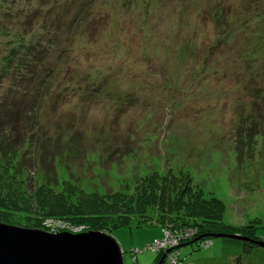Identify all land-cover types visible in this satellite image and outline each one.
<instances>
[{
  "label": "rangeland",
  "instance_id": "obj_1",
  "mask_svg": "<svg viewBox=\"0 0 264 264\" xmlns=\"http://www.w3.org/2000/svg\"><path fill=\"white\" fill-rule=\"evenodd\" d=\"M213 1L98 0L109 10L105 21L92 11L83 35L61 31L51 39L45 21L54 22L57 15L64 18L52 4L38 0L46 6L38 9L37 0H0V97H39L35 83H20L24 67L19 60L24 58V47L34 41L41 43V48L32 49L37 51L32 60L39 68L57 61L54 66L64 70L68 56L59 54L67 42L72 44L70 58H77L93 82L73 83L69 73L67 79L65 71L59 76L60 71L52 68L53 79L58 76L44 93L53 92L48 98L41 96L37 113L31 115L39 114L43 124L29 130L41 132L50 142L21 145L17 162L22 161L23 170L16 180L22 199L16 206L0 205V222L52 234H80L95 231L90 223L108 219V234L119 243L124 264H159L164 256L162 264H171L179 251L178 264H236L242 243L248 242L236 231L245 226L259 235L249 242H264V118L260 124L240 119L245 101L250 100L243 94L251 85L264 86V50L251 38V24H258L257 18L248 22L244 9L253 6L251 0L225 2L222 9L224 14L227 10L228 21L215 12L207 16ZM100 80L106 83H95ZM166 83L170 92H165ZM97 85L109 95L104 100L100 97L106 95L91 92ZM57 89H62V96ZM250 111L247 108L246 113ZM6 165L0 164V177L10 180L12 165ZM170 174L182 183L173 193ZM49 184L65 194L64 202L43 194L41 187ZM188 184L190 193L182 196ZM68 187L78 193H68ZM79 191L96 195L95 207L104 209L107 202V214L98 208L85 210L91 202L82 201ZM143 191L147 197L155 193L156 201L165 200L168 193L171 203L182 201L178 221L159 224V205H148L146 217H138L137 197ZM195 192H201L200 200L210 202L212 209L223 202L224 225L243 238L213 239L216 245L222 243L218 258H211L204 248L198 250L199 226L185 214L186 206L203 205L198 200L191 203ZM124 205L133 212L129 226L119 228L126 215L121 211ZM137 219L145 220L144 226L139 228ZM179 223L194 227L187 228L189 233ZM161 235L152 242L162 241L161 254L140 252ZM169 241L177 247L172 249ZM252 245L256 247L243 263L264 264V248Z\"/></svg>",
  "mask_w": 264,
  "mask_h": 264
},
{
  "label": "trees",
  "instance_id": "obj_2",
  "mask_svg": "<svg viewBox=\"0 0 264 264\" xmlns=\"http://www.w3.org/2000/svg\"><path fill=\"white\" fill-rule=\"evenodd\" d=\"M98 0H46V2H48V4H52L51 8H53L56 12H61L64 15V18L61 19L62 15H57L55 17L54 22H49V21H45V26L48 28V31L51 34V39L52 37L55 38V36H57V34H59L61 31H63L64 33L69 31L71 33H73L75 31V33L73 35L70 36H77V35H83L84 30H82L83 28L86 27V25L91 22H89L90 20L89 15L93 14L92 11H94L95 17L96 19H100L104 21L107 19L106 18V13H109V10L106 8V6H99L97 4ZM217 1V7H216V2ZM62 2H66V6L63 7L61 5ZM225 2H228V0H215L213 1V8L211 6H209V10L210 12L207 13V16H211V14H213L215 12V14H218L220 16H222L223 19H225L226 21L230 20L224 16L227 15V10H226V14L225 11H223L222 6ZM251 2L253 3L254 8L251 7H245V11H246V15H248V22L255 20V18H257V25H252L251 22V30L253 33V36L251 38L254 39V41H256V46L258 47V49L260 50H264V0H251ZM37 4H38V9L41 8H45L46 6H44L43 3L38 2L37 0ZM212 5V3H211ZM37 9V12H38ZM244 9H241V12L243 10V14H244ZM37 12H35L34 14H36ZM69 16V17H67ZM228 16V15H227ZM229 17H232L231 14ZM88 19V21H86ZM39 21V20H37ZM91 26V25H90ZM92 29V28H91ZM90 29V30H91ZM90 32V31H89ZM86 34H88V31H86ZM68 36V37H70ZM50 39V40H51ZM48 40V43L54 42V40L50 41ZM11 43H13L12 41H10ZM55 43V42H54ZM36 44V45H34ZM40 42H32L31 45L29 46H25V54H24V58H21L19 60V63H21V68L24 67V76H21L22 78H24V81H20V83H30V81L32 83H35V87H38L37 90V98H33L31 95H25L21 98H15L13 95L11 94H7L2 95L0 98V164H4L7 163V165L10 163L12 165V172L10 177H8L10 180L5 179V177H0V205L2 206H16L18 205L20 201V199H22V194L21 193V189L19 187L20 183L18 180L20 174L22 175V161L21 162H17V154L19 153V149L21 147V145L25 146L26 144H28V146L30 144H33L32 146L37 147L38 144L36 143H49L46 142L45 140H43V136L39 135L40 133L37 132H29L30 129H32L34 126L39 127L41 124H43V120L40 117L39 114L35 115L34 117H31L32 112L34 111L36 112V109L38 108V103H40V98L41 96H45V98H48L49 95H51V93L53 91H48L50 92L49 95L45 94L44 91L47 90L49 88V83H53L55 78H57V76L59 75H63L64 71H65V77H67V73H69L70 77H73L71 79V81L73 83H80V80H82L81 83H89L92 82L90 80H92V76H89V74L86 73L85 70H82L80 68L81 63L78 62L77 58L75 57H71L72 52L70 51V48L72 47V44H69L67 42H65V44H62L63 47L61 46V53L59 54V57L61 55H67L68 56V62L66 64V67L64 68V70L60 71V65H58V67H55L54 64L51 60L52 65L48 66H43L41 68H39L36 63L32 60V57L35 56L37 54V51L34 52L32 49L33 47L37 48L38 46L40 47ZM41 48V47H40ZM217 48V47H216ZM22 50V48L20 49ZM13 56V55H12ZM264 58V57H263ZM52 68H55V70L58 72L60 71V73H58V75L53 79L54 77V71L52 70ZM27 71L29 72V74L27 73ZM88 72V71H87ZM14 73V70L13 72ZM26 75V76H25ZM0 76H3L2 74ZM18 76V74L16 75ZM27 76L30 78L28 79ZM70 77H67V79H70ZM253 80H258L257 77H252ZM19 80V79H18ZM261 80H264L261 78ZM93 83V82H92ZM95 83H106L105 80H100L97 81ZM38 85V86H37ZM165 86H167V91L165 92H170L169 88H168V84H164ZM170 87V86H169ZM79 89H81L80 86H78ZM90 88V87H89ZM102 88L101 86H96L92 89V93L94 94H99L100 95H106L100 92ZM37 89V88H36ZM107 92V91H105ZM57 95L60 94V96L63 95V91L62 89H57ZM129 93H133V92H129ZM158 93V92H157ZM62 94V95H61ZM92 94V95H93ZM66 95V94H64ZM172 95V94H171ZM244 96L248 97V99L250 98L249 101H245V105L242 111V117H240V119L243 121L244 119L247 118V122L251 121L252 123L255 121L256 124H260V122L263 120L262 118L263 115L260 113H263V106H264V86H254L251 85L248 92L243 94ZM109 95L106 96H101L100 99H105L106 97H108ZM26 98H29L28 100ZM66 98V96H65ZM68 100V98H66ZM169 99H174L171 96L169 97ZM102 100V101H103ZM31 101V104L27 103ZM62 102H64L62 100ZM47 104V103H45ZM247 108H250L251 111L246 113ZM251 114H256L257 116L254 117ZM264 114V113H263ZM43 140V141H42ZM31 161H33V159L30 157L29 158V162L31 163ZM6 165V166H7ZM52 165V164H51ZM4 166V167H6ZM49 168V167H48ZM7 167L4 169V171H7ZM6 174H8V171L6 172ZM170 177L172 176V178L170 179V184L172 187L170 189L171 193L175 192L176 190H178V186H181V180L180 177H176L172 174L169 175ZM181 176V175H180ZM21 177V176H20ZM56 179V178H55ZM165 181V180H164ZM18 182V183H17ZM17 187L15 186L16 184ZM155 181L152 182V185L154 187V189L156 188L155 185ZM161 185V184H160ZM47 186V185H45ZM48 187H41L42 192L44 195L48 194L47 196H49L50 199H57L58 201L61 200L64 202V195L65 194H61L59 192H55L54 188L52 185H48ZM161 186H164V184H162ZM190 184H188V186H186L184 193L182 194V196L186 195L189 191ZM72 187V185L70 186ZM185 187V186H184ZM183 187V189H184ZM68 191V193L73 192L78 193L76 191L75 188H67L66 189ZM171 193L166 195V199H162L160 201H156L155 199V193H153V195L151 197H147L145 194V191L142 192V194H140L137 197V201L139 203L138 205V211L136 212L138 214V217L145 218L146 217V210L145 207H147L148 205L150 206H156L159 205V209L161 210V218L159 219V224L164 225V223H166L167 220L171 221V223L173 221H178L177 218L179 217V211L181 209L182 205V201H175L173 203L170 202V195ZM190 193V192H189ZM199 194H201V192H195L194 195H190L191 197V203L195 202L198 200V202H200V204L202 203L203 205L199 208H193V206H191V208L189 206H186V208H188L187 211H185V214L187 217H191L194 220L193 225L195 226H199L198 229V235L197 237H199L201 239L200 242H198L196 245L198 247V250L200 249H206L208 250L209 248H211L213 246V239H215L214 237L216 235H221V234H230L233 235L236 232L242 234L243 236H246L248 238H253V236L255 238L259 237L257 230L255 229L254 232L253 231H248L251 230L248 226H245L244 228L239 229L238 231H236L235 233H233V230L231 227L229 229H227V226L224 225L223 223V218H222V211H223V207L224 205L223 202L222 203H217L218 205V209H212L214 208L210 202L206 201V200H200V198H202ZM79 196L82 199V201L85 202H91V205L89 207H86V209H94V208H98L100 209V212H91L95 214H107V212L109 211L108 207H107V202H105V204H103V206H105L106 208H102V207H95L99 201V199L97 198L96 195H89L85 192L79 191ZM137 196V195H136ZM127 198H129L128 196H125ZM124 209H121L122 212H125L126 215H123L121 218V223L119 225H117V227H128L129 226V221L131 218V213L133 212L131 208L128 209V207L126 205H124ZM116 210H119L116 209ZM117 212V211H114ZM84 214H89V213H84ZM109 214V213H108ZM0 219H2L0 217ZM110 220V219H109ZM138 220V219H137ZM107 221L108 219H99L98 222L96 223H90L92 228L95 231H105L107 233H109V229H107L108 227H106L107 225ZM2 223H6L9 224V222H5V220H1ZM201 222L200 224H197ZM145 224V220L143 221H137L136 225L139 227H141V225L144 226ZM178 225V223H175ZM197 224V225H196ZM179 226L184 228L182 230H185L187 228L190 227H194V226H190V224H182L179 223ZM131 227V226H130ZM135 227V226H134ZM139 227V228H140ZM178 228V227H177ZM186 232L190 233V230L187 229ZM196 237V238H197ZM162 238V237H161ZM195 238V239H196ZM252 239V240H256V239ZM251 240V239H250ZM154 240L150 241L149 243L153 242ZM212 241L210 246H207L208 242ZM149 243H147L143 249V251L140 252H144L148 249L147 246L149 245ZM254 243L251 242H245L242 243V251L241 253H239L236 256V264H244L243 263V257L247 256L250 254L251 250L253 247H256V245H252ZM205 250V251H206ZM135 252V250L133 251V253ZM132 253V254H133ZM161 254V253H159ZM180 251H179V255H180ZM138 252L134 253V257L135 259L138 258ZM160 256V255H159ZM178 259V257H177ZM172 264V263H171ZM178 264V263H177Z\"/></svg>",
  "mask_w": 264,
  "mask_h": 264
},
{
  "label": "water",
  "instance_id": "obj_3",
  "mask_svg": "<svg viewBox=\"0 0 264 264\" xmlns=\"http://www.w3.org/2000/svg\"><path fill=\"white\" fill-rule=\"evenodd\" d=\"M214 238L243 240L227 234ZM253 242L264 248V242ZM0 264H124V259L119 243L106 232L52 234L0 222Z\"/></svg>",
  "mask_w": 264,
  "mask_h": 264
},
{
  "label": "crops",
  "instance_id": "obj_4",
  "mask_svg": "<svg viewBox=\"0 0 264 264\" xmlns=\"http://www.w3.org/2000/svg\"><path fill=\"white\" fill-rule=\"evenodd\" d=\"M161 237H162V235H161ZM161 237H156V238H153L152 240H154V239H158V238H161ZM151 240V241H152ZM222 247V243H218V245H216L215 243L213 244V246L211 247V248H209L208 250H206V254L207 255H212V257L211 258H218L216 255H217V253H218V251H219V247Z\"/></svg>",
  "mask_w": 264,
  "mask_h": 264
},
{
  "label": "bare ground",
  "instance_id": "obj_5",
  "mask_svg": "<svg viewBox=\"0 0 264 264\" xmlns=\"http://www.w3.org/2000/svg\"><path fill=\"white\" fill-rule=\"evenodd\" d=\"M153 242H156V240H154ZM152 243V242H151ZM149 244L148 246H147V248L146 249H148V250H153V251H156V252H158V253H160L161 252V250H162V248H160V247H156V246H153L152 244ZM177 247V245H176V242L172 245V249H174V248H176ZM121 248V247H120ZM165 248V247H164ZM121 251H122V249H121ZM122 253H123V251H122ZM135 253H137V251H135ZM168 254V253H167ZM123 255H124V253H123ZM179 256V253L176 255V256H173L174 258H177Z\"/></svg>",
  "mask_w": 264,
  "mask_h": 264
},
{
  "label": "built area",
  "instance_id": "obj_6",
  "mask_svg": "<svg viewBox=\"0 0 264 264\" xmlns=\"http://www.w3.org/2000/svg\"><path fill=\"white\" fill-rule=\"evenodd\" d=\"M166 237H167V234H166ZM166 237H165V239H166ZM174 237V236H173ZM169 239V238H168ZM160 242H162V241H159V243ZM154 243V242H153ZM153 243H151L153 246H156V247H160L159 246V243L157 242L156 244H153ZM171 247H172V245L174 244V241L172 242V241H169V243H168ZM168 244H166L164 247H166ZM175 259H177V258H175ZM175 259H174V262L172 263V264H177V262H175Z\"/></svg>",
  "mask_w": 264,
  "mask_h": 264
}]
</instances>
